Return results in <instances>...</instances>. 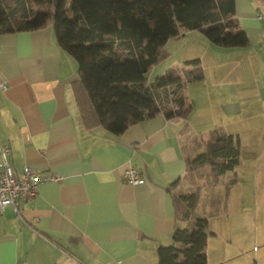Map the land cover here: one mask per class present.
<instances>
[{
	"label": "crops",
	"instance_id": "0c3cea01",
	"mask_svg": "<svg viewBox=\"0 0 264 264\" xmlns=\"http://www.w3.org/2000/svg\"><path fill=\"white\" fill-rule=\"evenodd\" d=\"M234 18L248 44L214 48L207 62L193 57L203 77L184 88L189 115H145L118 134L83 124L72 87L78 64L57 44L51 24L0 32V79L7 82L0 145L10 148L15 174L29 164L62 177L39 183L17 214L11 206L0 214V264H158L156 248L188 221L177 217L172 194L206 182L185 175L186 158L202 151L194 141L215 127L239 136L231 173L264 170L258 160L246 164L264 140V0H235ZM128 165L140 181L123 176ZM206 256L209 264L221 259Z\"/></svg>",
	"mask_w": 264,
	"mask_h": 264
},
{
	"label": "trees",
	"instance_id": "16d2710c",
	"mask_svg": "<svg viewBox=\"0 0 264 264\" xmlns=\"http://www.w3.org/2000/svg\"><path fill=\"white\" fill-rule=\"evenodd\" d=\"M66 1L0 0V32L51 24L57 44L78 64L79 78L72 87L83 124H98L115 134L145 115L163 112L185 118L191 112L184 88L203 77L197 58L187 61L184 76L170 69L148 80L150 69L169 56L167 40L198 30L217 46L248 44L234 18L235 0H70L69 6ZM202 137L204 148L186 158L185 175L196 183L201 177L234 173L239 136L215 127ZM202 185L196 183L190 193L172 194L177 217L188 221L174 228L169 244L156 248L158 264H209L208 218L196 211ZM228 189L224 185L219 199L224 204Z\"/></svg>",
	"mask_w": 264,
	"mask_h": 264
},
{
	"label": "rangeland",
	"instance_id": "374dc122",
	"mask_svg": "<svg viewBox=\"0 0 264 264\" xmlns=\"http://www.w3.org/2000/svg\"><path fill=\"white\" fill-rule=\"evenodd\" d=\"M69 4L70 0H67L66 6ZM186 32L166 41L165 49L169 51V56L150 69L147 74L149 81H155L157 76L170 69L184 76L183 68L190 64L187 63L188 60L196 59L193 58L196 54L205 60L203 62H207L209 54L217 53L213 50L214 48L224 49L208 42L198 30ZM162 94L165 97L164 92ZM162 94L160 97H163ZM204 142L201 137L195 140L196 150L204 148ZM198 144L200 147L197 146ZM253 151L247 156L246 164L258 160L262 163L261 168L264 169V140H261ZM236 175H243L245 181L243 182V178L237 180ZM204 181L207 182L201 187V200L199 199L197 209L203 208L199 212L208 218V231L216 232L208 234L205 247L210 261L220 256L221 259L216 262L217 264H264V170L243 171L242 173L236 170V174L227 171L217 176L205 177ZM208 182H213V184L209 187ZM227 184L230 188L228 189L230 200L228 199L224 204L222 200H218L223 197L224 185ZM211 197L218 198V200L210 203ZM232 201L235 202L232 203ZM214 251H216V256L212 255Z\"/></svg>",
	"mask_w": 264,
	"mask_h": 264
},
{
	"label": "built area",
	"instance_id": "2783aa9c",
	"mask_svg": "<svg viewBox=\"0 0 264 264\" xmlns=\"http://www.w3.org/2000/svg\"><path fill=\"white\" fill-rule=\"evenodd\" d=\"M260 16V14H259ZM7 82L0 79V89H5ZM10 148L7 145H0V214L7 206H11L17 214L19 202L33 198L38 185L42 181H58L62 177L57 174L42 175L37 169L24 164L22 169L15 174L12 164L8 159ZM123 176L131 183L140 181V172L133 165L123 169Z\"/></svg>",
	"mask_w": 264,
	"mask_h": 264
}]
</instances>
